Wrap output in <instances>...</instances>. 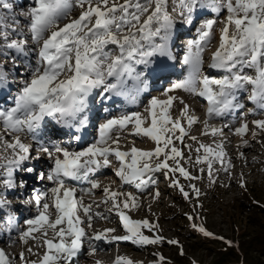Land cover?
I'll return each instance as SVG.
<instances>
[{
	"label": "snow or ice",
	"instance_id": "obj_1",
	"mask_svg": "<svg viewBox=\"0 0 264 264\" xmlns=\"http://www.w3.org/2000/svg\"><path fill=\"white\" fill-rule=\"evenodd\" d=\"M217 35L206 67L204 53ZM181 91L206 100L203 117ZM141 104L142 110L129 108ZM248 115L260 118L250 122ZM214 119L222 124H210ZM195 125L202 128L193 132ZM225 128L240 137L238 147L249 146L248 132L264 134V0H29L18 9L0 0V239L23 242L28 254L0 247V264H76L100 244L120 241L141 248L168 243L183 255L180 240L165 237L158 218L130 214L142 193L159 199L158 172L186 200L194 194L185 213L193 229L239 249L238 241L207 227L194 183L207 174L212 186L222 173L231 181ZM125 133L154 146L129 145ZM209 134L223 139L206 143ZM108 167L119 184L96 178ZM30 178L41 186L29 192ZM96 190L99 201L85 203L83 194ZM9 196L34 210L25 227ZM93 204L115 213L117 226L95 228L94 218L109 215ZM153 255L149 264H171L162 252ZM113 264L143 261L116 255Z\"/></svg>",
	"mask_w": 264,
	"mask_h": 264
},
{
	"label": "rangeland",
	"instance_id": "obj_2",
	"mask_svg": "<svg viewBox=\"0 0 264 264\" xmlns=\"http://www.w3.org/2000/svg\"><path fill=\"white\" fill-rule=\"evenodd\" d=\"M11 2H13L18 9L20 5L27 4L29 0H20L19 2L18 0H11ZM17 3L19 4L18 6ZM79 10V8L74 9V11L78 13L74 14L73 11L72 14L74 16H71H77ZM218 42L219 37L217 35V38L213 40L211 47L206 49L204 55L211 54L218 46ZM205 61L207 64L208 59L205 58ZM157 91L159 92V89H157ZM178 94L185 96L193 104L196 102L199 103L198 99H202V101L204 100L199 97H189L187 93L182 91ZM205 104L206 103H204V106L207 107V104ZM178 107L179 105L174 102L173 111L177 112ZM247 107L251 108L253 105H247ZM142 109L143 104H141L139 109L135 106L130 108V110ZM246 110L247 108L245 111ZM201 112V109L197 110L198 115ZM257 118L260 117L253 115L247 117L250 122ZM254 127L255 125L249 123L250 129ZM201 128L202 125H195L193 126V132H198ZM222 138L223 137H213L211 134L202 137L206 143H211L213 139L220 140ZM255 139V147L253 146V149L246 150L244 158H241L239 155V153L244 150L243 146H239L237 149H231V146L225 141L224 147L227 149L229 156L233 157L232 164L234 167L232 168L233 174L231 176V181H229L228 175L222 173L220 177L222 183L217 181L214 185L209 186V178L207 174L204 175L202 180L194 182L197 187L200 188L202 193L200 200L202 201L204 208L200 214L206 218L205 223L207 227L218 235H224L238 241L240 244L239 249L233 248V252H229L227 256L224 254L226 250L222 253L225 246L223 242L204 237V235L193 229L190 226V222L185 213L192 211L191 203L195 201L194 194L190 193V195H193L192 202L186 200L177 188L170 186V181L166 175L163 172H158L156 173L155 178L157 179L156 186L160 189L159 199L154 201L148 196L147 192L142 193L143 203L138 210L133 209L130 214L137 219L147 217L149 220L155 221L158 218L160 227L163 229L162 234L168 239H179L183 246L184 254H180L179 246L170 245L168 243L155 246L150 245L141 248L133 245L131 242L120 241L113 242L115 244L110 246L111 249L108 257L102 259L94 254L97 258L92 255L95 259L90 260V256L84 253L80 255L76 264H96L97 261L101 262V264H113L116 255H126L133 260L143 261V264H149L150 261L157 259V257L153 255V253L157 251L162 252L167 258H169L171 264H192L193 260L198 261L199 264H237V260L243 259L242 257H245L246 264H264V249L261 248V250H256L250 248L246 252L243 250L241 252L242 239H249V236L258 235L257 239L253 242L257 243L264 241V234H261L263 229L262 224L264 222V152H257L254 150L255 148H258V142L264 139V137L257 136ZM187 142L192 143L191 141ZM28 143H32V141L29 140ZM263 143L264 141L262 144ZM153 146L154 143L147 140V145L143 148H151ZM259 149L261 150V148ZM39 164L41 165L42 163ZM185 166L190 167L186 162ZM190 171H194V169L190 167ZM241 172H243L244 178L247 181L246 188H242L239 184V174ZM100 174H97V177H99ZM181 182L185 185L188 184V181L184 178H181ZM119 183V180H116V184ZM132 190H134V188H132ZM97 192L98 193L94 194V197H96L95 201L98 202L99 197L101 196V191L97 190ZM78 195H80V193ZM91 196L93 197V195ZM88 202L89 201H86V203ZM149 205L151 206L150 211L148 208ZM93 206L96 207L95 204H93ZM100 206L101 207L98 211L103 213L107 206L103 204ZM105 214L109 215V219H97V221H95V228H97V226L98 228L117 226L118 217H114L112 215L113 213ZM22 218L23 219H21L19 225L25 227L24 217ZM117 234H123L119 227L117 228ZM25 253L28 255L27 251ZM222 255H225L224 259L222 258ZM230 255H232V257ZM18 262L21 263L19 260Z\"/></svg>",
	"mask_w": 264,
	"mask_h": 264
},
{
	"label": "bare ground",
	"instance_id": "obj_3",
	"mask_svg": "<svg viewBox=\"0 0 264 264\" xmlns=\"http://www.w3.org/2000/svg\"><path fill=\"white\" fill-rule=\"evenodd\" d=\"M20 0H18V2H19ZM22 2V1H21ZM19 4L17 3V6H18ZM21 6V5H20ZM80 11V10H79ZM74 14H77L78 12H73ZM71 15H73V14H71ZM74 16V15H73ZM216 49V48H215ZM211 56V54L209 53L208 55H206L205 56V58L206 59H208L209 57ZM206 67H207V64H206ZM154 93V95L155 94H158V91H157V89H155V91L153 92ZM245 100H244V102H245V104L247 103V105H252L251 103H248V101H247V99L246 98H244ZM198 101H199V103L198 102H196L194 105H196L197 106V110H199V109H201L202 110V112L199 114L201 117H203L204 115H202V114H204V109H203V106H204V103H206L207 104V102H206V100H203L202 101V99H198ZM118 103H119V101H118ZM205 104V105H206ZM132 107H134V106H132V105H130L129 106V108H132ZM250 107V106H249ZM248 108V107H247ZM249 116V115H248ZM217 121H219V122H217ZM216 122V123H215ZM210 124H213V125H216V126H220L221 124H222V122H221V120H219V119H214V120H212V121H210ZM224 132H225V136L228 138L226 141H227V143H228V145L229 146H231V149H237L238 148V143H239V140H240V137L239 136H237V135H234L233 133H231V132H229V130L227 129V128H225L224 129ZM251 132V131H250ZM250 132H248L247 134H246V136L244 137V138H246V139H248L249 140V142H250V144H249V146H243V151H242V153L243 154H245V152H246V150H248V149H253V146L255 147V141H256V137L258 136V137H264V134H262V135H257L256 137H253L252 136V133H250ZM248 134H249V136H248ZM94 135V132H92V129H89V136H88V140L89 141H91L92 140V136ZM125 137H126V139H127V143L130 145L133 141L136 143V145L138 146V147H144L145 145H147V139H145V140H141V139H139L138 137H136L135 136V134H129V133H125ZM223 139V138H222ZM29 140H31L30 138H26L25 139V142H29ZM230 141V142H229ZM264 141V139H262V140H260L258 143L259 144H257V146H258V148H255L254 150H256L257 152H264V143L262 144V142ZM123 146V145H122ZM148 147V146H147ZM259 148H261V150L259 149ZM5 154H7V153H5ZM40 163H42L41 165H39V167L38 168H42L44 165H43V162H40ZM114 163H115V161H114ZM100 173H102V174H100ZM100 173H98V174H100L99 175V177H96V178H98V179H100L101 181H102V183H106L108 180H113V181H115L116 182V180H118V178L114 175V172H113V168L112 167H108V168H105V169H102L101 171H100ZM37 184H38V186H41V181H37ZM88 185L87 184H82V185H78L77 187H87ZM127 189H129V190H132V188H130V187H128V186H125V190H127ZM100 191V190H99ZM95 193H98L97 192V190H96V192ZM79 194V192L77 193V195ZM81 194V193H80ZM84 195V198H85V203H86V201H89V200H96V197H94V195H93V197L91 196V195H89V194H83ZM9 198H10V196H9ZM18 202V201H17ZM17 205L19 206V208L20 209H22V214H21V217H29V216H31V215H33V212H34V210H29V208H26V207H24V206H22L19 202L17 203ZM101 207V206H100ZM99 207V208H100ZM96 207H94L93 206V210L94 211H97L98 209H95ZM102 210V209H101ZM33 211V212H32ZM101 212V211H100ZM103 213H106L105 211L103 212ZM4 212H2V211H0V221H2L3 220V218H4ZM114 217L116 216L117 217V215L115 214V213H113L112 214ZM23 219V218H22ZM99 220V219H98ZM95 221H97V219L96 218H94V226L96 225L95 224ZM21 222V221H20ZM23 227V226H22ZM97 228H98V226H97ZM29 244H31L32 246H33V248H36L37 247V242H34V241H29ZM113 244H115V243H113V242H111V243H108V242H105V243H102V244H100V246H99V249H98V251L95 253V255H97L98 257H100V258H105V257H108V254H110V249H111V247L110 246H112ZM0 247H4L5 248V250L7 251V252H9V253H19L22 249L23 250H25V248L27 247L26 245H24L23 244V242H15V243H12V244H7V243H5V240L4 239H0ZM43 250V249H42ZM25 252H26V250H25ZM94 255V256H95ZM94 256H90V260H94L95 258H94ZM96 257V256H95ZM97 258V257H96ZM110 258V257H109ZM97 260V259H96ZM88 261V260H87ZM92 262H94V261H92ZM105 262V261H104ZM16 264H21V263H19L18 262V260L16 261ZM104 264V263H103Z\"/></svg>",
	"mask_w": 264,
	"mask_h": 264
},
{
	"label": "trees",
	"instance_id": "obj_4",
	"mask_svg": "<svg viewBox=\"0 0 264 264\" xmlns=\"http://www.w3.org/2000/svg\"><path fill=\"white\" fill-rule=\"evenodd\" d=\"M262 226H263V229L261 231V234H264V222H263ZM257 236L258 235H256V236H249L248 237L249 239H242V241H241V245H242L241 252H242V250L246 252L250 248H254L256 250L257 249L258 250H261V248L264 249V241L263 242L260 241V242H257V243L256 242H253L254 240L257 239ZM204 237H206V236H204ZM224 250H226V251L224 252ZM231 251L233 252V248H228V247L224 246V249L222 250V253L224 252V254L228 256L229 252H231ZM225 255H222V258L223 259H224V256ZM230 256L232 257V255H230ZM242 258L245 260V257H242Z\"/></svg>",
	"mask_w": 264,
	"mask_h": 264
}]
</instances>
